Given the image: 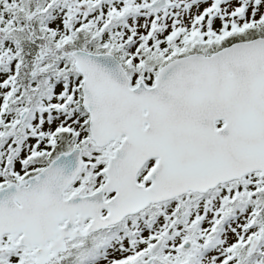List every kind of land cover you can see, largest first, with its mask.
Instances as JSON below:
<instances>
[{
    "label": "snow or ice",
    "instance_id": "6c2138e0",
    "mask_svg": "<svg viewBox=\"0 0 264 264\" xmlns=\"http://www.w3.org/2000/svg\"><path fill=\"white\" fill-rule=\"evenodd\" d=\"M0 264H264V0H0Z\"/></svg>",
    "mask_w": 264,
    "mask_h": 264
}]
</instances>
